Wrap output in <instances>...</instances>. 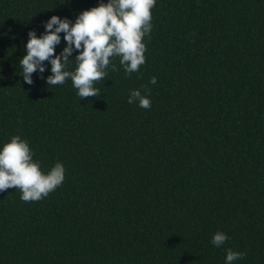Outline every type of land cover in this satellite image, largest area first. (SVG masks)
<instances>
[{
    "label": "trees",
    "instance_id": "1",
    "mask_svg": "<svg viewBox=\"0 0 264 264\" xmlns=\"http://www.w3.org/2000/svg\"><path fill=\"white\" fill-rule=\"evenodd\" d=\"M101 2L0 0V150L20 136L43 173L65 168L40 201L0 192V264H264V0H156L145 64L112 58L96 97L48 86L47 61L25 83L28 33Z\"/></svg>",
    "mask_w": 264,
    "mask_h": 264
},
{
    "label": "clouds",
    "instance_id": "2",
    "mask_svg": "<svg viewBox=\"0 0 264 264\" xmlns=\"http://www.w3.org/2000/svg\"><path fill=\"white\" fill-rule=\"evenodd\" d=\"M155 6L156 0H108L106 4L101 2L98 7L83 11L75 23L52 16L44 25L45 34L41 37L38 38L35 31L28 33L26 55L19 62L24 82L32 85L33 73L43 74L47 61L51 65V75L46 79L48 86L62 85L71 79L81 100L101 95L94 85L105 79L110 65L112 71H117L112 58L120 57L126 76L139 72L145 64L147 48L143 41L152 32ZM61 33L66 46L57 55L55 48L61 43ZM74 51L79 54L74 60L75 70L69 71L66 69L69 61H73L70 57ZM150 83L155 85L156 78L152 77ZM143 87L150 95L147 86ZM127 102L129 105L137 103L145 110L150 109L152 103L140 90H132ZM33 155L28 142L20 136H13L3 145L0 150V192L19 189L22 201L36 202L63 184L65 168L62 163H56L45 174L40 163L33 161ZM228 239L225 233L218 231L211 243L219 248ZM244 256L245 253L228 248L225 264H235Z\"/></svg>",
    "mask_w": 264,
    "mask_h": 264
}]
</instances>
